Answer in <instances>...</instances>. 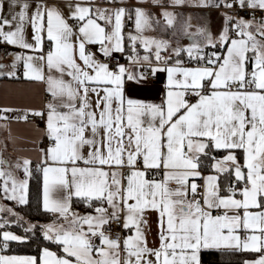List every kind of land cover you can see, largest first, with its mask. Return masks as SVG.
I'll return each instance as SVG.
<instances>
[{"label":"snow or ice","instance_id":"1","mask_svg":"<svg viewBox=\"0 0 264 264\" xmlns=\"http://www.w3.org/2000/svg\"><path fill=\"white\" fill-rule=\"evenodd\" d=\"M152 2L158 16L123 0L68 3L67 15L44 0H0V44L21 50L0 77L19 78L22 64L49 97L42 109L0 107V120L43 121L35 167L50 217L0 205V264H201L211 249L264 264V0H212L249 13L223 12L215 35L188 21L176 31L175 14ZM157 28L175 43L145 34ZM159 73L158 103L128 95ZM32 175L30 158H0V199L28 204ZM37 232L47 244L36 255L10 254Z\"/></svg>","mask_w":264,"mask_h":264},{"label":"crops","instance_id":"2","mask_svg":"<svg viewBox=\"0 0 264 264\" xmlns=\"http://www.w3.org/2000/svg\"><path fill=\"white\" fill-rule=\"evenodd\" d=\"M45 3L57 7L65 15L68 14V9L65 6L68 3H84L91 4L95 9L99 8H112L115 7L120 2L113 4L111 0H44ZM132 4L131 2H129ZM128 2L123 1V6L131 10L135 6L129 5ZM140 7H144L141 6ZM163 7L166 9L181 10L184 9V5H173L169 2H162ZM145 5V4H142ZM190 7L191 10H202L210 15V26L211 32L217 34L223 27L224 17L223 12L227 11L221 6L217 8L213 6L212 0H207L206 4H193L186 5ZM153 8L161 10V5L152 4ZM6 10V8H5ZM247 18V17H245ZM177 22V20H176ZM30 34V28L27 30ZM21 51L13 46H8L0 44V64L9 65L11 63V58L8 53ZM99 55V54H98ZM18 76L19 78H7L0 77V107H9L14 109H42L49 99L47 94L44 92V87L42 84L29 81L23 78L22 64L18 65ZM158 79L156 81L148 80L147 83L137 84L135 82H130L127 87V93L129 96L135 99H141L150 102L158 103L161 97V90L163 88V81L166 80V73H159L157 75ZM23 114V112H21ZM15 115V113H13ZM29 115H31L29 113ZM36 117V116H35ZM38 121L34 120H12L10 122H5L0 120V158L8 160L10 162L15 161L19 158H30L32 161V169H36V164L39 158L38 140L44 138L42 133L44 129V123L37 117ZM40 174V201L42 205V174ZM22 176V173H20ZM2 195V194H0ZM2 201H8L1 199ZM12 202V201H8ZM14 203V202H12ZM15 204V203H14ZM149 222L152 228V234L149 235V240L154 239V233L156 230L155 216L149 217ZM44 223V222H43ZM216 250V249H211ZM205 251V250H202ZM201 251V252H202ZM220 251H235L228 249H221ZM16 254V253H10ZM201 254V253H200ZM18 255H32V254H18ZM253 258V257H252ZM251 259V258H247Z\"/></svg>","mask_w":264,"mask_h":264},{"label":"trees","instance_id":"3","mask_svg":"<svg viewBox=\"0 0 264 264\" xmlns=\"http://www.w3.org/2000/svg\"><path fill=\"white\" fill-rule=\"evenodd\" d=\"M131 8L132 7H129L130 10ZM32 171L33 175L29 179V202L26 205L15 207L19 213L30 219L32 222L43 223L50 217L43 214L40 201V174L34 168ZM9 230L17 232L18 234L22 233V229L17 225H12ZM29 235L30 239L23 244L13 243L10 253L36 255L38 249L47 244L38 232L35 236H32L31 234ZM247 258H252L251 254L242 251L205 250L200 254L201 264H243V260Z\"/></svg>","mask_w":264,"mask_h":264},{"label":"rangeland","instance_id":"4","mask_svg":"<svg viewBox=\"0 0 264 264\" xmlns=\"http://www.w3.org/2000/svg\"><path fill=\"white\" fill-rule=\"evenodd\" d=\"M123 1H126L128 3L131 2L132 4L129 3V5H132L135 7H140L139 3H141V6H144L141 8L145 9L149 14H153L156 16H158L161 11L160 9L152 7V4H153L152 0H123ZM116 2H121V0H116ZM162 2H169L170 4H172L171 0H162ZM142 4H145V5H142ZM193 4H201V0H184V2L180 4L179 6L184 5L185 7H182L184 9H181L179 11L174 10V9L172 10L169 9V11L173 12L176 16L177 22L175 21L176 23L175 30L179 31L182 28L184 22L188 21L192 25V27L189 29L190 32H195L197 27L206 28L207 30L211 32V26L209 23L211 20L210 15L207 12H204L202 10H191L190 7L186 6V5H193ZM172 31L173 30L164 32V31H161L159 28H157L155 31H147L145 34L149 36H156L158 38L171 39L173 43H175L177 37L172 36ZM180 43L187 44L189 43V41L186 37H184L180 39ZM0 205H11L12 207H14L15 211L18 212V210L15 207L16 205L12 202H4L0 199ZM19 214L23 216L21 213ZM0 215H3V213H0ZM23 217L25 218V220H30L26 218L25 216Z\"/></svg>","mask_w":264,"mask_h":264},{"label":"built area","instance_id":"5","mask_svg":"<svg viewBox=\"0 0 264 264\" xmlns=\"http://www.w3.org/2000/svg\"><path fill=\"white\" fill-rule=\"evenodd\" d=\"M227 11H229L231 15L239 14V15L244 16V17H249V13L246 10L239 9L238 7H234L231 10H227ZM116 55H118V54H114V56H116ZM101 58H103V57H101ZM119 59H120L121 63H127V61L124 59V57L120 56ZM157 79H158V77H149L148 78V80H150V81H156ZM28 120L38 121L37 117L32 116V115H28ZM44 142H45V139L41 138V139L38 140V145L41 147V146H43ZM110 231L112 233H116V232H119L120 229H119L118 226L113 224V226L110 229Z\"/></svg>","mask_w":264,"mask_h":264}]
</instances>
